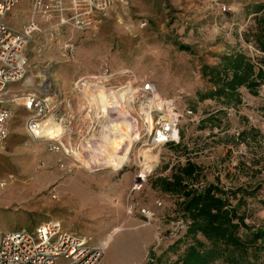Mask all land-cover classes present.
Segmentation results:
<instances>
[{"label":"rangeland","instance_id":"obj_1","mask_svg":"<svg viewBox=\"0 0 264 264\" xmlns=\"http://www.w3.org/2000/svg\"><path fill=\"white\" fill-rule=\"evenodd\" d=\"M23 1L31 11L28 22L41 16L46 23L36 22L40 30L31 44L30 80L18 85V91L34 89L54 100L61 97L56 123L71 131L62 141L97 163L114 151L108 138L118 135L120 123V141L130 145L126 161L131 159L119 169L86 167L77 157L50 151L28 135L27 112L9 102L14 110L10 135L0 143V236L59 220L65 229L87 235L98 245L121 227L97 264H175L191 239L185 237L186 226L179 218L178 197L154 183L170 177L174 167L189 158L203 168L200 185L218 181L226 190L255 189L241 212L254 230L264 229V84L257 95L242 88L243 103L238 106L201 100L199 94L211 88L202 72L205 64L216 65L219 56L237 50L258 55L244 32L254 24V5H264V0H60L67 24L58 30L52 24L62 12L34 13L32 0L19 3ZM103 63L124 70L112 82L121 99L114 110L108 109L113 103L106 94L75 85ZM149 81L163 103L177 97V106L197 113L194 120L182 119L181 146L151 147L146 137L136 140L131 122L140 121L141 102L124 106V92L128 89L124 104L130 103L131 93L122 86L141 87ZM93 92L108 107L99 104L100 112L96 105L90 107ZM143 209L150 210L149 217Z\"/></svg>","mask_w":264,"mask_h":264},{"label":"built area","instance_id":"obj_2","mask_svg":"<svg viewBox=\"0 0 264 264\" xmlns=\"http://www.w3.org/2000/svg\"><path fill=\"white\" fill-rule=\"evenodd\" d=\"M19 2L20 0H0V143L9 137L14 116V110L8 103L21 101L22 108L27 112L25 123L28 135L34 141L46 144L50 151L62 152L71 157L62 141V137L71 132L68 127L64 126L63 134L55 139L47 137L44 132L45 122L51 116L55 122L58 121L57 117L63 104L61 97L54 100L48 93L34 89L20 93L10 91L12 85L24 84L30 80L28 66L31 44L34 34L40 30L34 19L25 23L22 30H16L6 22L8 13ZM32 4L34 13L51 15L62 12L58 23L53 26L54 29L58 30L67 24L64 6L60 0H32ZM76 20L81 23V19ZM70 46L71 44H68L67 48ZM67 53L71 55L70 51ZM122 73L124 70H116L108 63H103L97 73L77 79L75 85L78 89L87 86L86 90L93 89L108 96L109 93L119 91L112 82L119 79ZM122 87L129 88V104L132 101L141 102L140 121L136 124L133 122L137 131V142L141 137H146L145 144L151 147L179 143L182 119L197 118V113L191 107L183 110L177 106L181 101L177 97L173 98L172 102L157 104L154 97L160 93L152 81L144 83L141 87ZM123 102L126 103V100ZM142 213L149 217L150 210L143 209ZM104 251V247L101 244L96 245L91 237L65 229L59 220L41 222L33 229L7 231L0 236V264H97Z\"/></svg>","mask_w":264,"mask_h":264},{"label":"trees","instance_id":"obj_3","mask_svg":"<svg viewBox=\"0 0 264 264\" xmlns=\"http://www.w3.org/2000/svg\"><path fill=\"white\" fill-rule=\"evenodd\" d=\"M254 7V24L244 32V38L258 55L253 57L237 50L219 56L216 65L205 64L202 72L211 88L199 92L201 100L238 106L243 103L242 88L253 95L259 93L264 84V5ZM182 142L183 139L176 145L181 146ZM202 172V166L189 158L174 167L170 177H161L154 183L178 197L179 218L186 226L185 237L191 239L175 264H213L220 260L251 264L260 259L264 264V229L254 230L241 212L246 197L255 196V189L240 186L226 190L218 181H208L201 187Z\"/></svg>","mask_w":264,"mask_h":264},{"label":"bare ground","instance_id":"obj_4","mask_svg":"<svg viewBox=\"0 0 264 264\" xmlns=\"http://www.w3.org/2000/svg\"><path fill=\"white\" fill-rule=\"evenodd\" d=\"M124 93L127 95V92H124ZM91 95L93 96V98L90 100V102H91L92 105H96L97 112H100L102 110V107L99 104L105 105V106L108 107V104H105L104 102H102V101H105V100H102L99 95L95 94L94 92L91 93V94H89L90 97H91ZM108 96L110 97V102L113 103L112 106L110 105L111 107H109L108 109L114 110V108H116L115 106L117 105V102L119 103V100H121V99H117V97H116L117 94L116 93H109ZM126 98H127V96L125 98H123L122 101H125ZM154 100L156 101L157 104L158 103L160 105L163 104V97H162L161 94H158V96H155L154 97ZM123 105L124 106H126V105H129L130 106L131 104H129V103L128 104H124L123 103ZM131 123H132L133 130H135V133H136L134 135L137 138V131H136L135 124H133V122H131ZM45 125H46V128H45L44 132L46 133L45 135L47 137H50L52 139H55V138L60 137L63 134V127L60 126L58 123H56L53 120V117L52 116L45 122ZM118 127H119V131L117 133L118 135L115 136V137H112V138H108L110 140V142H111V145H112V148L114 149V151H112L110 154H108V157L109 158L108 159H105V162L104 163H102V162L97 163L90 156H88V155H81V154H79V152H77L72 147L68 148L67 146H65L66 147V150L71 155L72 158H76L77 157V161H79L82 165H84L86 167H89V165L95 167V166H97V164H99V165H102L103 164V166L112 165V166H114L113 168L119 169L120 167H122L123 165H126L130 161L131 155H130L129 159L126 161L127 155H128V152H129L130 145L124 144V143H122L120 141V138H121L120 123L118 124ZM126 133H128V132L126 131ZM126 133L123 132V134H126ZM129 139H130V137H129ZM133 145H135V142L133 143ZM119 151L122 153V156L121 157L119 156L120 155L119 154ZM119 158H120V160H119ZM143 174H140V177H143ZM123 226H125V225H123ZM121 230H122L121 227L120 228H116V229L114 228V230L106 236V239L102 243H99V244H101L104 247V249H105V247H107L112 242L113 237H114V234L119 233Z\"/></svg>","mask_w":264,"mask_h":264},{"label":"crops","instance_id":"obj_5","mask_svg":"<svg viewBox=\"0 0 264 264\" xmlns=\"http://www.w3.org/2000/svg\"><path fill=\"white\" fill-rule=\"evenodd\" d=\"M29 3L26 1H23V3H19L17 4L7 15L6 18V22L13 27L16 30H22L23 26L25 23L28 22L29 18L31 17L30 13L31 11L29 10ZM36 22H38V24L44 22V18L41 16H37L36 18ZM59 21V16L55 17V22L52 24H56ZM46 23V21H45ZM20 84H14L10 87V91L12 93L17 92L19 90V86ZM19 92V91H18ZM23 92V91H21ZM11 93V94H12ZM20 93V92H19ZM17 102V101H16ZM16 105H19L22 107V102L18 101L17 104L13 103ZM74 109V108H73ZM76 111V110H75Z\"/></svg>","mask_w":264,"mask_h":264}]
</instances>
